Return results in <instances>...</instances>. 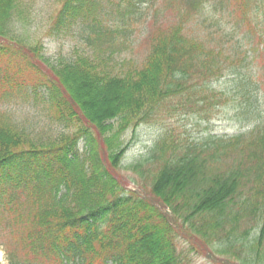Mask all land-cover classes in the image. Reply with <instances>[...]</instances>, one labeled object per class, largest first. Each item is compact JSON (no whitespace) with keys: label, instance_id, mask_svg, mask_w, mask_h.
<instances>
[{"label":"trees","instance_id":"obj_1","mask_svg":"<svg viewBox=\"0 0 264 264\" xmlns=\"http://www.w3.org/2000/svg\"><path fill=\"white\" fill-rule=\"evenodd\" d=\"M55 1L46 37L72 44L52 57L29 37L35 0H0V226L21 246L7 264H264L262 71L239 60L264 42V0ZM145 32L139 67L123 57ZM226 106L252 130L182 135L166 117L199 129ZM168 119L124 164L137 129Z\"/></svg>","mask_w":264,"mask_h":264},{"label":"rangeland","instance_id":"obj_2","mask_svg":"<svg viewBox=\"0 0 264 264\" xmlns=\"http://www.w3.org/2000/svg\"><path fill=\"white\" fill-rule=\"evenodd\" d=\"M26 1V0H25ZM176 5L175 9L178 8V2L177 0H173ZM36 2V15L38 16L36 26L29 34L33 36V34H36V38L43 37L44 44L46 46V50L48 55H51L52 57L57 56L58 54L66 55L70 49L71 42L68 41H55L54 39H48L46 37V32L49 24V20L51 19L50 16L54 14V12L58 9V3L55 0H35ZM162 1H159V5L162 6ZM34 9V11H35ZM214 12L212 11L213 14ZM216 17H218L217 13H215ZM222 15V14H220ZM172 14L168 15V23H174L175 20L172 18ZM229 21L233 20H228ZM217 18L215 17H208V19L203 23L202 29H207L210 26L216 25ZM142 30V29H141ZM260 33V32H259ZM17 35L20 39L26 40V35L24 34L23 30H19ZM145 35L147 37V40L145 41V38L139 37L137 42L134 44V47L132 50L128 51L126 55L123 58L129 59L132 58L135 65H138L141 67L144 64L145 58L147 57L149 50H150V41H148V34L145 32ZM261 35V33H260ZM247 52L243 53V55H240L239 60H243V62H249V68L255 69L256 65L259 68V71H262L261 80L260 82L263 84L264 89V42H262L261 38L259 37H252L247 44ZM246 53L250 54V61L247 60V57H245ZM3 64V67L6 66V61H1ZM256 70V69H255ZM253 72V71H252ZM231 78H226L223 80H220L219 82H216L213 84V87L217 90H224V87L229 83H231ZM87 93L85 95L90 96V98H93L95 96V92L86 90ZM89 93V94H88ZM262 100H261V106L259 107V110H263L264 105V92L262 93ZM260 102V101H259ZM261 115H264V111H261ZM168 116L167 118H171V115L174 117L173 125L171 128H176L178 132H181L182 135H184V128H187L188 131L185 133L186 135L190 132V129L192 130V136H197L201 132L202 136H206L207 134L213 133V135L216 136H236L241 133L248 132L249 130H252V127H247L245 124H243L244 121H240V113L235 112L231 109L226 107H222L217 117L212 120L209 124L202 123V126L198 128H194L191 124H198L197 121H195L192 117H187L184 119V116L180 114V109H178L177 113L167 112ZM24 119H30V123L37 122V119L33 117L31 114H23L20 115ZM168 120H161L160 122H156L152 125L143 126V128L137 129L135 133V142L133 146H131L130 150L127 152L125 158H124V164H131L134 163L140 156H143L142 154L146 153L147 149L152 147L155 140L160 136L161 130L164 126L168 124ZM172 119V118H171ZM205 127L208 130H211L208 132ZM200 130V132H199ZM213 130V131H212ZM127 137H132L133 132L130 131L126 135ZM130 140V139H127ZM132 189V187H130ZM19 238L18 233H13V229L11 226H9L7 223L5 226H0V252L2 253V258L0 259V264H7L5 255L7 252H11L15 250L16 246L18 249L21 248L20 245H18L17 240ZM5 245V247H3ZM185 247H190L186 245ZM24 255V252H21V256ZM191 264H215V262L210 259V257L196 255L195 253L191 256Z\"/></svg>","mask_w":264,"mask_h":264}]
</instances>
